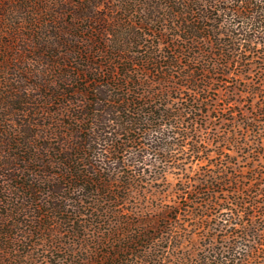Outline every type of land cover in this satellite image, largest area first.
<instances>
[{
    "label": "trees",
    "instance_id": "16d2710c",
    "mask_svg": "<svg viewBox=\"0 0 264 264\" xmlns=\"http://www.w3.org/2000/svg\"><path fill=\"white\" fill-rule=\"evenodd\" d=\"M257 59L264 0H0V264H264V173L220 156L175 205L148 188L204 152L210 93Z\"/></svg>",
    "mask_w": 264,
    "mask_h": 264
},
{
    "label": "rangeland",
    "instance_id": "374dc122",
    "mask_svg": "<svg viewBox=\"0 0 264 264\" xmlns=\"http://www.w3.org/2000/svg\"><path fill=\"white\" fill-rule=\"evenodd\" d=\"M258 61L261 62V60ZM243 64V66L232 68L231 75L217 83L214 87L215 90L210 93L211 115L212 117L216 116V119L209 126L206 133L204 132L206 138H212L203 142L202 149H204V152L201 155H195L199 157L191 162L189 160L186 162L187 159H184V162H182L183 160L170 159L169 163L159 161L155 168L151 169L150 173L157 176V179H152L148 187L150 189L149 197L152 207L162 203L168 206L175 205L177 200L176 192L185 189L183 182L201 178L203 175H209L216 170L215 164L219 161L218 157L220 156L221 158L223 156V159L228 162L227 171L231 174L234 173V177L238 179L244 177L242 181L251 176L252 169L264 173V63H256L251 67L250 62H244ZM227 101L232 102L230 103L232 104V106L230 105L231 107H227ZM226 108H230L236 113L237 123L234 124L236 126L232 135L230 134L231 128L227 125V122L223 121L222 123L221 119H219L229 117L230 112ZM215 109L220 111H213ZM252 118L261 121V129L250 123ZM181 150L183 151H180L177 155L176 153L171 155L168 152L160 156H180L182 158L191 156L188 146L181 147ZM256 187L262 189V192L260 191V194L257 195L260 205L255 209V217L248 225L247 220H244H246L245 225L248 226L249 230L260 232L257 240L263 243L264 183L260 188L254 185V188ZM210 192L212 193L213 191ZM206 195L207 193H204L203 197ZM182 202L185 205L187 204L185 200H182ZM181 219L183 223V231L181 232L190 235L194 233L196 239L200 242V236L204 233L201 231L202 229H197L196 231L193 228L194 223L192 221L194 220L190 216L182 217ZM228 240L231 242L237 241L233 236H230ZM244 243L248 246H255L256 244L253 241L250 243L249 238ZM190 244L189 241H185L186 246ZM257 261L261 262L260 259Z\"/></svg>",
    "mask_w": 264,
    "mask_h": 264
}]
</instances>
